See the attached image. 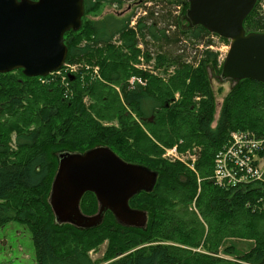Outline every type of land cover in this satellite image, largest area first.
<instances>
[{
    "label": "trees",
    "instance_id": "trees-1",
    "mask_svg": "<svg viewBox=\"0 0 264 264\" xmlns=\"http://www.w3.org/2000/svg\"><path fill=\"white\" fill-rule=\"evenodd\" d=\"M263 1L245 18L246 32H264ZM189 6L84 0L81 28L64 37L66 64L80 65L79 75L0 73V224L29 226L37 264H264V183L225 188L212 179L215 154L233 131L264 137V83L221 77L232 85L219 102L223 88L209 73L223 66L215 34L191 23ZM101 8L113 9L93 16ZM141 54L160 74L130 86L142 75L132 65ZM98 146L157 172L153 190L130 199L147 212L145 226H125L110 210L91 228L57 220L50 194L61 153ZM174 146L189 163L196 157L195 170L163 156ZM80 207L97 213L96 195L86 192ZM228 239L254 245L240 255ZM102 245V258H93Z\"/></svg>",
    "mask_w": 264,
    "mask_h": 264
},
{
    "label": "water",
    "instance_id": "water-1",
    "mask_svg": "<svg viewBox=\"0 0 264 264\" xmlns=\"http://www.w3.org/2000/svg\"><path fill=\"white\" fill-rule=\"evenodd\" d=\"M258 0H190L187 17L211 33L230 40L223 79L264 83V32H246L244 20ZM84 0H0V73L22 69L29 77H45L66 63L65 33L82 26ZM158 174L121 158L108 146L83 153L63 152L53 180L50 203L59 222L78 227L100 225L107 210L125 226H145L148 214L130 199L153 190ZM93 192L97 213L82 212L80 202Z\"/></svg>",
    "mask_w": 264,
    "mask_h": 264
},
{
    "label": "built area",
    "instance_id": "built-area-1",
    "mask_svg": "<svg viewBox=\"0 0 264 264\" xmlns=\"http://www.w3.org/2000/svg\"><path fill=\"white\" fill-rule=\"evenodd\" d=\"M214 37L220 38L217 35H214ZM214 45L215 46H211L212 49L218 50L216 42ZM228 48L229 46H227V50ZM139 59L145 61L144 55L141 54ZM69 65L77 67L75 71H77L80 66L68 63L64 67L68 68ZM148 65H150L148 67L149 72L156 73L153 64L152 66L151 63ZM86 68L91 71L93 76H99L98 66L86 65ZM59 71L61 70L56 72L59 73ZM63 77L64 79L67 78L65 75H63ZM138 78H140L138 81H132V79H130V86L134 85L136 82L144 85L148 81V79L144 77ZM176 147L177 146L172 147V149H175V152L172 149H170L171 151L165 149L163 156L172 160L178 159L183 161L192 170H195L196 157L192 156V162L189 163L187 161L189 156L180 152L179 155ZM212 179L215 184L225 188L247 184L253 181L264 183V137H258L254 132L249 130L233 131L227 143L215 154ZM258 204V208L264 211V196L258 199Z\"/></svg>",
    "mask_w": 264,
    "mask_h": 264
},
{
    "label": "rangeland",
    "instance_id": "rangeland-1",
    "mask_svg": "<svg viewBox=\"0 0 264 264\" xmlns=\"http://www.w3.org/2000/svg\"><path fill=\"white\" fill-rule=\"evenodd\" d=\"M262 7L264 9V1L262 2ZM113 9V8H112ZM110 8H101L98 12L93 14V16H102L103 14L112 11ZM115 9V8H114ZM216 46L220 52L221 62L224 61L227 52L230 48V40L226 41L217 37H214ZM227 46H229L227 50ZM141 55H138L137 61H132V65L135 69H139L138 71L142 73V75H134L130 79L132 81H138L140 78L138 77H146L147 74H160V72L151 73L149 72L148 63L146 61H142L143 59H139ZM77 67L69 65V67H64L57 73V75L62 76V80H64L63 75L67 76H75L79 75V71H75ZM210 76L213 79L214 88L217 90L219 87L223 88L222 93L218 96L219 102H221V98L226 94L227 90L231 87V81H223L221 80V73L218 74L214 72L212 69L209 70ZM147 78V77H146ZM150 78V76H149ZM141 81V80H140ZM220 103L218 106V112L220 110ZM216 118H218V113ZM165 147V146H164ZM177 148V147H176ZM172 147H166V150H170ZM175 152V149H172ZM171 151V150H170ZM165 153V151H164ZM177 153H179V147L177 148ZM227 245L233 244L235 246V251L237 254H243L247 250L251 249L254 245V242L247 240H239V239H228L226 240ZM105 245H102L96 251H92L91 255L93 258L98 259L102 258V253ZM227 255V254H225ZM228 258H233L229 257ZM225 257V258H227ZM234 259V258H233ZM0 264H37L36 262V249L33 241L32 232L28 225L19 223L16 221L0 224Z\"/></svg>",
    "mask_w": 264,
    "mask_h": 264
},
{
    "label": "flooded vegetation",
    "instance_id": "flooded-vegetation-1",
    "mask_svg": "<svg viewBox=\"0 0 264 264\" xmlns=\"http://www.w3.org/2000/svg\"><path fill=\"white\" fill-rule=\"evenodd\" d=\"M134 23H135V22L133 21V22H132V25H133Z\"/></svg>",
    "mask_w": 264,
    "mask_h": 264
}]
</instances>
